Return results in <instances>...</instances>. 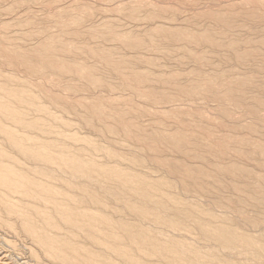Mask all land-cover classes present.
Instances as JSON below:
<instances>
[{"label": "bare ground", "instance_id": "obj_1", "mask_svg": "<svg viewBox=\"0 0 264 264\" xmlns=\"http://www.w3.org/2000/svg\"><path fill=\"white\" fill-rule=\"evenodd\" d=\"M113 1L124 16L144 14L151 23L130 31L105 18L82 30L93 8L76 14L59 8L52 14L59 34L32 29L26 35L38 33L40 41L30 47L0 36V59L33 75L68 74L78 82L62 87L74 96L108 86L145 98L138 103L95 92L69 100L47 82L0 71V264H264V140L256 136L264 134V96L247 92L264 91V79L237 68L264 67V34L253 35L260 25L264 32V0H252V8L250 0L200 8L191 22L212 20L204 28L174 23L177 12L168 16L154 1ZM85 34L120 45L80 42ZM168 44L183 49L180 61L198 64L187 73L198 77L183 81L185 73L134 66L158 65L140 52L167 55ZM227 61L235 63L221 68ZM104 69L120 82L107 81ZM179 96L218 101L220 117L249 107L258 121H237L216 139L211 113L177 103ZM147 115L154 124L139 120ZM77 118L103 138L128 137L130 151L118 149L117 139L114 145L78 132Z\"/></svg>", "mask_w": 264, "mask_h": 264}, {"label": "rangeland", "instance_id": "obj_2", "mask_svg": "<svg viewBox=\"0 0 264 264\" xmlns=\"http://www.w3.org/2000/svg\"><path fill=\"white\" fill-rule=\"evenodd\" d=\"M15 1V2H14ZM108 1V2H107ZM118 1V0H117ZM123 2H125L126 4H129L130 1L132 0H121ZM135 1V0H134ZM146 1H149V2H153L160 6L162 5L166 10H167V14L168 16L172 15V13H176L177 12V19H175V22L174 23H178V24H183V23H189L190 25H196V23H193L194 22L192 20V17L196 14V10H201L200 8H208L209 6L211 7H220L221 6H226V5H230V3L232 4H235L236 2L239 3L241 2L242 0H146ZM246 0H244L243 2H245ZM249 1V0H248ZM255 0H253L254 2ZM14 2V3H13ZM48 2V3H47ZM110 2V3H109ZM112 0H0V36L1 35H5L7 37H9L13 42H9V43H12V44H16V45H20V46H24V47H30L34 44H37L40 39L36 33L31 35V36H27L26 34L35 30H40L39 34L41 35H44V34H47V32L49 34L51 33H55V34H59V28H57V24L55 23L56 20L53 18V15L52 14H55L54 11L57 10V12L61 9V10H67L68 13L70 14H76L78 13L82 8H84L85 6L89 7L90 9L92 10V15L89 16L84 22L82 25L78 26V28L82 29V30H87V27L88 25H93V24H98L99 22L103 21V19H107V18H110L113 20H115L118 24H121V29H127V30H133V29H137L138 27H142L141 29H143L144 27H146L149 23L151 22H148L149 20H143L142 18H144V14L142 17H139L138 19H132L130 17H127V16H124L125 14L121 12H118L119 10H117V8L114 9V7L117 5L116 1H113L112 4L111 3ZM129 2V3H128ZM45 3V4H44ZM52 3H54L52 5ZM220 3V4H219ZM250 3H251V6L250 8L253 7V3H252V0H250ZM116 4V5H115ZM194 4V5H193ZM215 4V5H214ZM45 5V6H44ZM51 5V6H49ZM113 5V6H112ZM12 6V7H11ZM109 6V7H108ZM161 6V7H162ZM170 6V7H169ZM10 7V8H9ZM111 7V8H110ZM191 7V8H190ZM30 8V9H29ZM60 8V9H59ZM107 8V9H106ZM199 8V9H198ZM5 9V10H4ZM59 9V10H58ZM96 9V10H95ZM145 9V8H144ZM174 10V12L172 10ZM181 11H180V10ZM195 9V10H194ZM27 10V11H26ZM54 10V11H53ZM117 10V11H116ZM169 10V11H168ZM171 10V11H170ZM179 10V12L177 11ZM193 10V11H192ZM41 12V13H40ZM102 12V13H101ZM146 12V9L145 10H142L141 13H145ZM171 12V13H170ZM37 13V14H36ZM49 13V14H48ZM108 13V14H107ZM112 13V14H111ZM170 14V15H169ZM45 15V17H44ZM48 15V16H47ZM117 15V16H116ZM192 15V16H191ZM51 17V18H50ZM181 17V18H180ZM188 17V18H187ZM18 18V19H17ZM27 18V19H26ZM170 18V17H169ZM180 18V19H179ZM185 18V19H184ZM29 19V20H28ZM31 19V20H30ZM118 19V20H117ZM128 19V20H127ZM142 19V20H140ZM124 20V21H123ZM137 20V21H136ZM177 20V22H176ZM189 20V21H188ZM209 19H206V18H202L201 19V22L199 25H196L197 27L199 26L200 28H204L206 26H209V25H212V20H209L211 22L208 21ZM18 21V22H16ZM143 21V22H142ZM163 21H166L168 23L169 20L165 19ZM163 21H159L158 22H163ZM188 21V22H186ZM192 21V22H191ZM205 21V22H204ZM6 22V23H5ZM9 22V23H8ZM121 22V23H120ZM136 22V23H135ZM146 22V23H145ZM148 22V23H147ZM155 22V21H154ZM250 21L247 22V24H250L249 23ZM5 23V24H4ZM33 23V24H32ZM142 23V24H141ZM203 23V24H202ZM206 23V24H205ZM263 23V22H262ZM3 24V25H2ZM39 24V25H38ZM202 24V25H201ZM5 25V27H4ZM9 27H8V26ZM17 25V26H16ZM260 25V24H259ZM258 25V26H259ZM39 26V28H38ZM45 26V28H44ZM52 29H51V28ZM56 27V28H55ZM72 28H75L74 26H71ZM127 27V28H126ZM259 27L261 28H258L262 31V33L260 32V30H258L257 28L254 30L256 31L255 34H253L254 36L257 35V37L261 36L264 34L263 32V27L260 25ZM48 30H47V29ZM33 29V30H32ZM43 29H46V30H43ZM76 29V28H75ZM43 30V32H42ZM244 30V29H243ZM241 30L242 33H247V31H243ZM46 31V33L44 32ZM51 31V33H50ZM240 31V29H239ZM254 31L252 30L250 34H252V32L254 33ZM240 32V33H241ZM258 33V34H257ZM14 34V35H13ZM21 39V40H20ZM89 41V43L91 42L93 45H104L105 43H108V44H117V45H120L119 43L120 42H98V40L96 38H92L91 36H88V34H85L79 41L80 42H86V41ZM23 42V43H22ZM30 43V44H29ZM168 46L170 47L171 49V52L170 54H167L165 55L163 52L161 51H158L154 48H151L150 49H146L148 51H144L142 50L143 52H140L141 53V56H146L147 58H152L153 59H158V65H155L152 67H150L151 65H148L147 63H144V62H141L139 64H136L134 66H136L137 68H140L142 66L144 67H147L149 69H151L152 71L154 72H158L159 74H165V72L167 71H178L180 72L181 74H184L185 73V76L183 75V81H187V80H192L193 78H195L194 76H197V75H187V73L189 72V70L192 68H196L198 66V64L193 60L191 59H187L188 62H186V59H185V62L184 61H180V59L178 58L179 55H183V49H179V46L178 45H174V44H168ZM178 47V48H177ZM172 48H176L178 50H174ZM123 51L125 52L126 49L125 48H122ZM129 51H132L131 49H128ZM127 50V51H128ZM160 52V53H159ZM180 54H179V53ZM178 53V54H176ZM144 54V55H143ZM175 56V57H174ZM181 57V56H180ZM87 59L89 61H91L92 63L96 62V59L93 58L92 56L88 55ZM177 61V62H175ZM190 61V62H189ZM260 61V60H258ZM181 62V63H180ZM227 61L225 64L224 63H221L220 66L221 68H224L225 69H229L231 66L234 65V61ZM234 62V63H233ZM173 63V64H172ZM233 63V64H232ZM253 63V62H252ZM251 63V64H252ZM8 63L2 58L0 59V71L2 72H9L11 74H15L19 77H28L32 80H35V81H42L45 85H48L49 87H52L55 92H59L61 94H64L65 96H67V98L69 100H75L78 98L79 95H87V94H91V95H94V93L96 95H100V96H104L105 98H117V97H121L123 99L125 98H129L131 99L132 101H136V102H141V101H144L145 98L143 97H140V96H137L136 94H134L132 92L131 89H128V88H124V87H117L116 89H111L109 88L108 86H103V87H100V88H97L94 93L91 92L90 90L87 91V90H80V92H78V94H76L75 96L73 95L74 93L71 92V91H68L66 89H63L62 87V84H65V83H76L78 82L76 79H73L70 75L68 74H65V75H58L57 73H51V74H47V75H44V76H40V75H33L31 73H29L26 69L25 66L21 65V66H11V65H7ZM142 64V65H141ZM189 64V65H188ZM250 63L244 65V64H241L240 65H237V68L239 70V72H242L241 74L243 75H254L255 76V73L258 74V76H261L258 78V76L256 75V77L261 80V79H264V73H262V71L264 72V70L262 68L264 67H255V65H251ZM146 65V66H145ZM148 65V66H147ZM174 65V66H173ZM187 65V67H186ZM231 65V66H230ZM249 65V66H248ZM157 66V67H156ZM162 66V67H161ZM219 66V67H220ZM243 66V67H242ZM245 66H248L247 68ZM261 66V65H259ZM155 67V68H154ZM161 67V68H160ZM252 67H254L252 69ZM160 68V69H159ZM168 68V69H167ZM207 68V67H206ZM210 68V67H209ZM240 68V69H239ZM249 68V69H248ZM259 69V70H258ZM251 70V71H250ZM254 70V71H253ZM261 70V71H260ZM108 71V72H107ZM245 71V72H244ZM249 71V72H248ZM253 71V72H252ZM162 72V73H161ZM183 72V73H182ZM258 72V73H257ZM261 72V73H260ZM252 73V74H251ZM102 74L104 75L103 77L106 78L107 81H111V82H120L118 76L115 74L112 73V71L108 70V69H104L102 70ZM67 76V77H66ZM189 78H188V77ZM191 77V78H190ZM198 77V76H197ZM45 79V80H44ZM45 82H44V81ZM58 80V81H57ZM66 81V82H65ZM70 81V82H69ZM74 81V82H73ZM61 82V83H60ZM58 83V85H57ZM52 84V85H51ZM54 84V85H53ZM56 86V87H55ZM55 87V88H54ZM162 87V86H161ZM166 87V88H165ZM163 89L161 88V90H164V89H168L170 88V86H165ZM65 91V92H64ZM68 91V92H67ZM250 91V92H249ZM253 91V92H252ZM259 91V92H258ZM86 92V94H85ZM249 94L248 96H250L251 94H254L257 93L261 96H264V91L262 90V88H258L257 86H253L251 87V89H249L247 91ZM80 93V94H79ZM263 93V94H262ZM107 94V95H106ZM77 96V97H76ZM253 96V95H251ZM71 97V98H70ZM75 97V98H74ZM127 98V99H128ZM178 98H180L181 100L177 101V103H180V104H185L186 107H190L193 108L195 111H206L207 113H211L213 115L210 114V116L214 119L213 121H211L214 129H215V134H216V139H218L217 137H220L222 134L224 133H227L226 131H228L229 129H225V127L229 128V126H236V123L237 121L241 123H248V122H251V121H256L257 119L255 118V115L256 113L254 112V110L250 108L249 110V107H244L243 109L240 108L238 110H236L234 112L233 115H229V116H225V117H220L219 115L221 114V109L219 108V102L212 99L210 100L211 98L207 99V98H200V99H195V101H191V100H188V99H185L186 97H181L179 96ZM199 100V101H198ZM207 102H206V101ZM205 101V102H204ZM138 102V103H139ZM215 102V104H214ZM186 103H188V105H186ZM189 103H192L189 104ZM208 104V105H207ZM217 104V105H216ZM207 105V106H206ZM210 105V106H209ZM201 106V108H200ZM216 106V108H215ZM129 107V106H128ZM200 109H199V108ZM219 110H218V109ZM240 110V111H239ZM249 110V111H248ZM133 112V111H132ZM216 112H219L216 114ZM262 113V112H261ZM264 113V111H263ZM248 114V115H247ZM252 114V115H251ZM254 114V115H253ZM131 117L134 116L132 113L130 114ZM252 117H250V116ZM69 116L70 117H75L74 114L72 113H69ZM233 116V117H231ZM235 116V117H234ZM240 116V117H239ZM246 116V117H245ZM254 116V117H253ZM72 117V118H73ZM216 117V118H215ZM220 117V119L218 120V118ZM238 117V119H237ZM147 118V119H146ZM225 118V119H224ZM233 118V120H232ZM241 118V120H240ZM224 119V120H222ZM139 120L143 121L146 125L149 124H154L152 122L153 119L150 115H147L145 117H139ZM232 120V121H230ZM245 120V121H244ZM251 120V121H250ZM78 118L75 119L74 122H77V125H76V128L78 130V132L80 131V133L82 134H92L94 137H97L99 138L102 142L105 141V143H111V144H114L116 139L118 140L115 144H117L118 142V145L116 146L118 149H120L122 152H126L128 153L130 151V144L128 141V137L126 136H121L118 138H115L114 135L113 136H107V137H102L100 136V134H98L96 131L92 130L90 127L87 128V126L85 127L84 124H82L80 121L78 122ZM149 121V123H148ZM152 121V122H151ZM220 124V122H224L225 123V126L222 124L219 125L218 123ZM220 121V122H219ZM235 123H234V122ZM258 121V120H257ZM79 123V124H78ZM151 123V124H150ZM168 123L169 125H173L172 123H175V121L173 119H169L168 120ZM228 123V124H227ZM228 126H227V125ZM218 126V127H217ZM232 126V127H233ZM82 127V128H80ZM92 130V131H91ZM88 131V132H86ZM239 130V134H249L248 131H244L242 130ZM96 132V133H95ZM247 132V133H246ZM221 134V135H220ZM96 135V136H95ZM100 136V137H99ZM258 136L257 138L258 139H263L264 140V134L262 135H256ZM262 136V137H260ZM110 139L111 142H110ZM124 141H122V140ZM109 140V142H107ZM114 140V142H112ZM121 140V142H120ZM114 144V145H115ZM121 144V145H120ZM126 144V145H125ZM125 146V147H123ZM124 150V151H123ZM168 152V153H167ZM164 155L166 156H169V157H174L176 155H178L177 152H169V151H165L164 152ZM192 161V164H196L198 163V160L195 159V158H191L190 159ZM196 162V163H195ZM242 162L244 163V165H250V167H253L255 169H259L260 167H258L257 163L254 162V161H251V160H246V159H243ZM159 171V169H158ZM156 171L155 174H159L161 173V171ZM226 193H231L230 191H226ZM189 197H191L189 195ZM206 198H204L205 200ZM255 210V209H254ZM253 209H250V212L252 213Z\"/></svg>", "mask_w": 264, "mask_h": 264}]
</instances>
